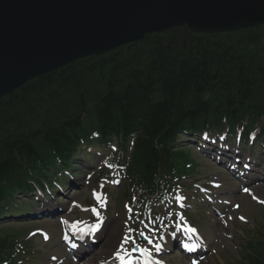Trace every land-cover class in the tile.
<instances>
[{
	"label": "trees",
	"instance_id": "16d2710c",
	"mask_svg": "<svg viewBox=\"0 0 264 264\" xmlns=\"http://www.w3.org/2000/svg\"><path fill=\"white\" fill-rule=\"evenodd\" d=\"M257 123L264 128V25L222 34L175 28L75 61L0 100V186L29 189L30 176L69 161L96 127L122 149L134 136L129 175L155 185L170 181L178 154L166 145L181 129L247 133ZM182 163L180 173L192 171ZM260 246L252 264H264V242L252 244Z\"/></svg>",
	"mask_w": 264,
	"mask_h": 264
},
{
	"label": "water",
	"instance_id": "95a60500",
	"mask_svg": "<svg viewBox=\"0 0 264 264\" xmlns=\"http://www.w3.org/2000/svg\"><path fill=\"white\" fill-rule=\"evenodd\" d=\"M264 24V0H0V98L77 59L188 25L220 33Z\"/></svg>",
	"mask_w": 264,
	"mask_h": 264
},
{
	"label": "rangeland",
	"instance_id": "374dc122",
	"mask_svg": "<svg viewBox=\"0 0 264 264\" xmlns=\"http://www.w3.org/2000/svg\"><path fill=\"white\" fill-rule=\"evenodd\" d=\"M194 150H196L194 151V154H197V156L200 157L201 160L204 159V162L207 161V163L205 162L206 169H203L202 173L197 177L198 179L194 181L193 184L198 182L211 184V181H214L216 177H219V180H223L222 177L226 175L224 174V171H221L222 167L219 166V164L212 162L211 159L204 158V153L199 152V150L197 149ZM249 150H251L250 146L247 148V152H249ZM92 156L87 157L84 160L89 163L91 160H93ZM81 181H84L83 177ZM187 184H192V182H187ZM192 185H189V191L193 196L197 197L198 200L195 202V207L193 208V210L189 212L190 217L200 228L202 233L206 237L210 238L213 244L212 246H210V254L205 258V260H203L202 264H231L233 262H236L237 260H239L240 254H242V247L245 244V241L248 240L252 235L250 230L256 228L257 225L259 223L261 224L264 219V207L260 204V201L264 202V181L254 184V186L252 187L254 192L252 194H239L237 198H233L231 197V194H227V192L224 191V188H220L218 190V192H221L220 195L222 197L226 199L232 198L231 200L234 201V203L236 202L237 204H240L238 210H234L232 202L230 204L223 205V209L219 208L220 211H224V214H226L225 221L229 224V227H227L225 223L217 222L215 215L212 213V209L209 207V205H204L201 203L204 194H201V192L195 187L193 188ZM100 187L103 188V185L98 186L97 184H91V182L90 184H85L79 189L73 190L69 198H60L61 203L58 207L64 209V212L67 213L68 204L71 200L78 202L80 201L88 205L95 204L90 196L92 195V191H96L100 189ZM207 189H210V187ZM214 189L215 188L211 189V194L214 195L213 198L215 200H219V198L217 199L215 196ZM105 191L108 193L110 200L105 213L106 219H103V221L105 222L104 226H109L114 222L112 226L113 229L109 231V234L115 232L114 237L116 242L121 243L122 236L126 227V221L117 208V200L118 195L121 191V187H113L112 182H109L106 186ZM253 196L259 200H253ZM221 198L220 200L222 201ZM103 207L106 208V205H103ZM156 211L160 212V210L157 208ZM81 216L85 217L84 214L79 213L78 215H75V217L71 216V219L81 218ZM241 217H243L244 219H241ZM129 224L130 225L128 230L132 229L131 232L128 231L129 234L133 233V231L135 230L140 231L142 230L140 229V226H144L143 217L132 215ZM37 225L41 224H36L34 226ZM44 225L46 228H48V230L50 231V235L52 236H50L51 238L49 243H43L41 239L37 237V245L41 247L43 251V254L39 255V259L41 260L39 264L49 263L50 256L54 254V252H56L55 250L58 249V246L61 245L59 241L60 227L58 225V221L46 222L44 223ZM23 227V225L13 226L15 230H21ZM145 229L147 230L146 224ZM101 246L102 245H100V247L97 249L98 251L100 250ZM173 256L169 257L171 262H174L176 264H188V262L182 261L176 257L173 258Z\"/></svg>",
	"mask_w": 264,
	"mask_h": 264
},
{
	"label": "snow or ice",
	"instance_id": "6c2138e0",
	"mask_svg": "<svg viewBox=\"0 0 264 264\" xmlns=\"http://www.w3.org/2000/svg\"><path fill=\"white\" fill-rule=\"evenodd\" d=\"M245 191H248V190L245 189ZM94 195H95V193H94ZM181 199H183V197H181ZM97 200L100 201L101 198L99 196H97ZM73 205L76 206L75 205V202H73ZM85 210H87V209H85ZM91 210H92L93 214L97 216L98 222L95 223V224L89 225L87 228H80L79 231L82 234H84V235L89 234V232L94 233L95 231L99 230L101 224L103 223V217L100 216L99 211L96 208H92ZM129 210H131V209H129ZM241 219H244V218L241 217ZM62 223L68 224L69 222L66 221V220H64V221H62ZM81 223H83V222H81V221H74V222H72L71 227L73 229H77L78 228V225H80ZM187 230L190 231V232H193V233L196 232V229L191 228L190 226L187 228ZM128 231L131 232L132 229H129ZM139 235H144V233L141 232V233H139ZM44 238L45 239H48L47 234H44ZM67 238H68L67 235H65V239H67ZM160 238L162 239L163 237H160ZM130 239H131V237L126 234L125 237L121 241L120 249H123L124 248V245L127 244ZM145 239L148 241L149 244H152L153 243V240H152L151 237L146 236ZM132 242L135 244V241L134 240ZM154 247H155V250L157 252H159L161 250V247L162 246L159 243H155L154 244ZM136 250L140 251L144 255V257L146 258V260L149 261V264H150L151 258H152V254H151L150 250L148 248H146V247H140L138 244L133 249V251H136ZM115 255L121 261V264H133V260L134 259H138V258L130 257V254H128V253H125L124 255H122L121 254V251L119 249L117 250V252L115 253ZM53 259H55V257H53ZM157 264H159V262H157Z\"/></svg>",
	"mask_w": 264,
	"mask_h": 264
},
{
	"label": "bare ground",
	"instance_id": "6f19581e",
	"mask_svg": "<svg viewBox=\"0 0 264 264\" xmlns=\"http://www.w3.org/2000/svg\"><path fill=\"white\" fill-rule=\"evenodd\" d=\"M238 184H239V181H237V183H234L232 186L234 187V186H237ZM228 187H231V185H228L226 188H228ZM113 224H114V222L108 226L107 232H105L106 234L105 235H104V233L101 234L100 239H99V242L102 243V245H103L102 254H105V256L104 257L103 256H97L98 257L97 259H91L88 262H85V261H87V257H85L84 259H86V260H83L84 261L83 263H85V264H99V262L101 260H106V258L111 257L112 254L116 251L114 249H115V247L117 248V246H113L115 244V242H114L115 237H114V235L108 233L110 230L113 229V227H112ZM110 251H111V253H109ZM62 254L65 255L66 253L62 252ZM94 256H95V253H94ZM99 258H100V260H98ZM64 264H73V263L70 262L67 258L66 263H64Z\"/></svg>",
	"mask_w": 264,
	"mask_h": 264
}]
</instances>
